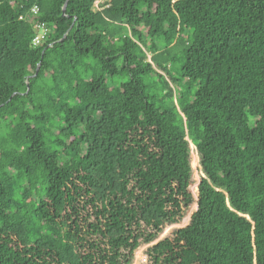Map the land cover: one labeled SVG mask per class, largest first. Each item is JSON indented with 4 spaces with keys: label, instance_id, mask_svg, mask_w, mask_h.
Masks as SVG:
<instances>
[{
    "label": "trees",
    "instance_id": "trees-1",
    "mask_svg": "<svg viewBox=\"0 0 264 264\" xmlns=\"http://www.w3.org/2000/svg\"><path fill=\"white\" fill-rule=\"evenodd\" d=\"M95 1L0 0V264H264V0Z\"/></svg>",
    "mask_w": 264,
    "mask_h": 264
},
{
    "label": "rangeland",
    "instance_id": "rangeland-1",
    "mask_svg": "<svg viewBox=\"0 0 264 264\" xmlns=\"http://www.w3.org/2000/svg\"><path fill=\"white\" fill-rule=\"evenodd\" d=\"M186 37V36H185ZM185 40V39H184ZM158 48L161 49L164 44L163 42H157L156 43ZM181 45L178 46V47H175L173 50H172V54L174 56H176V58L178 59V62L176 63H171L168 65V67L170 68L171 67V71H169V74H165V76L163 77H159L158 75L156 74H152L148 77H146L144 79L145 83L147 84H150V85H155L157 86V89H151L150 90V93L151 95L153 96H160L162 93H165V92H172L174 93L175 91L177 92V88H178V82L175 80L176 77L178 76V73L176 72V69H178V67L180 66L179 64V57H180V53H179V49H180ZM165 66V65H164ZM166 67V66H165ZM124 78H119V79H116V82H120V81H123ZM195 175V174H194ZM194 175H193V180H194ZM196 178H198L197 174L195 175ZM192 207V206H191ZM191 210V209H190ZM189 209L185 212L184 216L186 215V217L188 216L189 214ZM184 221H182L180 224H177V225H174V226H167V227H164L162 230V234H171L172 232H174V230H176L178 227H181L184 225L183 223ZM146 248L147 246H142L138 251L139 253L137 255H144L145 256V253H146ZM137 251V252H138ZM148 261L146 262H142V260L139 259V257L137 258H134L133 259V263L132 264H146ZM149 264V262L147 263Z\"/></svg>",
    "mask_w": 264,
    "mask_h": 264
},
{
    "label": "built area",
    "instance_id": "built-area-1",
    "mask_svg": "<svg viewBox=\"0 0 264 264\" xmlns=\"http://www.w3.org/2000/svg\"><path fill=\"white\" fill-rule=\"evenodd\" d=\"M103 4H104L103 1H99V0L94 2L95 7H99L101 9H102L101 6H103ZM106 7H108V5H104V8H106ZM38 10L39 9L37 6H33L30 9V14H29L30 16H28V17H30V23L31 22L33 23V27L35 30V34L31 39L32 47H37L40 44L44 43L45 40L48 38V34H49V28L47 27V25L45 23L34 21L36 16L39 14ZM20 19H23V18L20 17Z\"/></svg>",
    "mask_w": 264,
    "mask_h": 264
},
{
    "label": "water",
    "instance_id": "water-1",
    "mask_svg": "<svg viewBox=\"0 0 264 264\" xmlns=\"http://www.w3.org/2000/svg\"><path fill=\"white\" fill-rule=\"evenodd\" d=\"M66 4H67V2L63 5V8H62V12H63V13H64V11H65ZM36 73H37V70H36ZM36 73H35V75H36Z\"/></svg>",
    "mask_w": 264,
    "mask_h": 264
}]
</instances>
